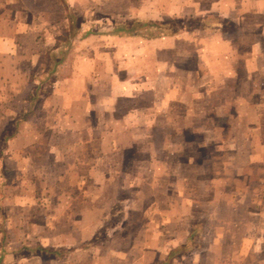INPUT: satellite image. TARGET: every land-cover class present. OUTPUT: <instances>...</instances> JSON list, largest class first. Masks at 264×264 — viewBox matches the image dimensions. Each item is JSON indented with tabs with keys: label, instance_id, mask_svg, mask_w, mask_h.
<instances>
[{
	"label": "rangeland",
	"instance_id": "374dc122",
	"mask_svg": "<svg viewBox=\"0 0 264 264\" xmlns=\"http://www.w3.org/2000/svg\"><path fill=\"white\" fill-rule=\"evenodd\" d=\"M48 1L0 0V264H162L171 250V264H264L261 80L254 112L234 102L251 98L242 86L185 91L212 96L209 121L182 105L153 120H135L143 104L132 101L94 111L102 104L88 102L122 95L111 80L129 81V92L150 85L166 59L126 29L165 37L197 26L203 10L190 0ZM205 15L204 25L241 37V24ZM141 52L142 65L122 64Z\"/></svg>",
	"mask_w": 264,
	"mask_h": 264
},
{
	"label": "crops",
	"instance_id": "0c3cea01",
	"mask_svg": "<svg viewBox=\"0 0 264 264\" xmlns=\"http://www.w3.org/2000/svg\"><path fill=\"white\" fill-rule=\"evenodd\" d=\"M5 1L6 4H8L7 2H9L10 0ZM34 1H37L39 3L38 6L42 7L52 4L48 0ZM190 1L197 3L199 9L203 10L200 13L199 17H195L197 26L187 27L185 26L186 23L184 22V27L178 30V32L168 34L165 37L142 39L138 36H134V38H132L151 42L152 48L149 49V53L155 54L162 49L164 50L162 51L163 54L166 55V59L164 61L156 62L157 73L156 75L151 76L152 81H150V85L144 86L142 83L141 85H136L137 87L133 91L131 90L129 92L127 88L130 86V82L126 80L121 81L115 78V80L113 79L110 81L109 90L112 93L116 92L117 89H122V95L108 94L106 100L104 98L102 100L100 99L101 101L94 100V103L90 101L88 102V106L95 103H101L102 108L94 109V111L109 110L110 112H114V108L112 107L113 104L121 100L122 102L132 101L134 102L135 106L139 104L144 105L145 98L142 95L143 93H148L150 94L151 99L147 102V105H144V107L143 105H141L139 108L136 107L135 109L134 107L133 109L135 120H153L156 117L155 115L158 113V111H160V107L164 108L165 110L167 109V111L172 113L174 111L175 105H182V112L184 111L188 115L193 114V116H196V118H198L199 120L209 121L212 116L211 113L215 112V107L211 110L206 111L203 110V107L206 104V98H211L212 96H205L204 98L200 99L192 97L187 98L188 96H186L184 92L189 91L192 95L196 91H200L201 88L207 89L209 87L211 88L213 85L215 89H220L224 87V84H226L225 86L230 88H238L239 86H242V88H246L247 92L245 93V95H251V98L249 99L247 97L246 100H239V97L236 95L234 102L236 103V105H246L248 109L251 106L254 112V96L258 92V90H256L255 88L256 85L262 83L263 86L261 88H263L262 90L264 91V58L263 61H259V59L264 57V0ZM55 2L57 1L55 0ZM225 9H231V11L227 13ZM216 10L219 11L222 17L227 18L232 26L234 24V26L236 25L238 27V25L241 24L239 26L240 28L238 30H235L239 31V34H241L240 38H238L236 34L226 32L220 26L210 27L204 25L203 22L205 21L203 20L208 18L205 14L211 13ZM258 18L262 19V21L259 22ZM148 20L155 22V20ZM229 35H231L230 38ZM120 38L123 39V37ZM159 44L161 46V49H156L154 45ZM162 44L166 47L163 48ZM144 55L147 56V54H145L144 52L135 53L134 56L129 58V63L124 62L122 64H124L126 67L142 65L143 60H145L143 58ZM242 55L245 57L244 60H242L243 58H239V56ZM191 56H193L194 59V66L192 68H189L187 67L186 58H190ZM180 58L183 59L182 64L180 63ZM160 63H163L162 67H160ZM239 71L245 73L243 81H239V77H236ZM202 72H206L207 75L211 77V79L203 80ZM179 75L192 78L194 81L192 82L189 79L191 83H181L178 79ZM157 80L159 81L157 82ZM213 80L214 82L215 80L217 81L215 83H212ZM259 80H261V83H257L259 82ZM161 94H163L165 97L161 98ZM222 102L220 101V98H214V105H216L217 103L223 104ZM230 102V104H234L232 103V101ZM208 103L212 104V101H209ZM194 105L195 107L197 106V108H195ZM147 110H150V117L145 114V111ZM207 114L211 116H208ZM215 115L216 114L214 113V118L216 117ZM237 118L240 117L238 116ZM121 119H123V117ZM246 120L248 122L250 121L247 119V116ZM152 122L150 123V126L153 125ZM245 195V193H238L237 195H233V197L244 199ZM231 199L232 197H230L229 200ZM263 214L264 213H262V215ZM247 215L249 214L247 213ZM252 224V230H254V222ZM248 230L251 231V228L249 227ZM260 230L264 231V219L263 225L260 226ZM190 236L191 235L187 236L181 246L187 244L188 238ZM253 242L254 239L252 240V247ZM173 252L174 250L168 252V258L164 262L165 264H171L172 261H174L178 257L175 256L176 254L172 255Z\"/></svg>",
	"mask_w": 264,
	"mask_h": 264
},
{
	"label": "trees",
	"instance_id": "16d2710c",
	"mask_svg": "<svg viewBox=\"0 0 264 264\" xmlns=\"http://www.w3.org/2000/svg\"><path fill=\"white\" fill-rule=\"evenodd\" d=\"M149 26H153V25H151V24H149V23H144V24L142 25V28H147V27H149ZM126 31L132 33L131 36H138V33H137L136 31H133L132 29H126ZM123 32H125V31L123 30ZM52 71H54V70H52ZM26 119H27V118L24 117V118L21 119V121H25ZM174 254H176V252H173V253H172V255H174ZM164 264H165V263H164Z\"/></svg>",
	"mask_w": 264,
	"mask_h": 264
}]
</instances>
